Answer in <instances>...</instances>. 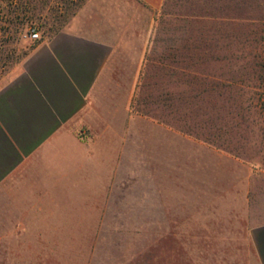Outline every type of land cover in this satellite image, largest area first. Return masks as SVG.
<instances>
[{"label": "rangeland", "instance_id": "374dc122", "mask_svg": "<svg viewBox=\"0 0 264 264\" xmlns=\"http://www.w3.org/2000/svg\"><path fill=\"white\" fill-rule=\"evenodd\" d=\"M72 1L49 0L41 34L67 29L93 0L77 9ZM240 1L170 0V8L182 17L160 22L167 31L154 39L153 55L170 59L166 52L175 47L176 60L190 66L198 60L184 55L202 49L218 58L203 59L205 72L228 79L244 65L230 55H243L239 43L228 47V37L238 33L221 19L259 14L246 6L239 9ZM31 44L29 35H22L16 61L0 72V84L26 58ZM169 72L155 62L141 75L131 114L149 121L143 133L148 137L127 149L128 156L120 149L124 155L118 158L117 179L108 181L100 203L85 212L31 213L27 221L26 213L6 212L0 264H249L248 232L264 224V145L258 130L227 116L237 113L232 103L239 96L233 89L217 82L219 89L212 92L211 81L202 87L185 84L191 75L176 71L171 77ZM202 89L201 101L192 102ZM196 114L218 119L206 126ZM72 198V204L91 201L88 194Z\"/></svg>", "mask_w": 264, "mask_h": 264}, {"label": "crops", "instance_id": "0c3cea01", "mask_svg": "<svg viewBox=\"0 0 264 264\" xmlns=\"http://www.w3.org/2000/svg\"><path fill=\"white\" fill-rule=\"evenodd\" d=\"M169 4L89 1L0 84V226L6 212L26 213L27 221L31 213L85 212L100 203L117 179L120 149L128 156L148 137L149 121L131 114L145 68L181 66L175 47L164 64L153 55L154 39L167 31L160 22L182 17ZM81 194L90 203H70ZM247 241L248 263L264 264V224L251 228Z\"/></svg>", "mask_w": 264, "mask_h": 264}, {"label": "trees", "instance_id": "16d2710c", "mask_svg": "<svg viewBox=\"0 0 264 264\" xmlns=\"http://www.w3.org/2000/svg\"><path fill=\"white\" fill-rule=\"evenodd\" d=\"M85 1L87 0L72 1L71 6L77 9ZM49 6V0H0V72L16 61L15 51L22 35L27 33L32 42L26 54L27 56L36 44L60 32L59 30H55L51 34L46 35L43 32L41 34L39 30L47 25L46 19L44 18ZM243 6H246L245 10H256L259 14L253 17L229 15L221 19L226 21V25L230 27L231 31L236 30L238 33L228 37L229 48L232 47L235 42L241 45V50L239 51L243 55V57L242 55L240 56L242 57L241 59L230 55V59H236L244 64L239 68L237 73L231 72L226 80H222L221 76L206 73L205 68L202 66L203 63H201L203 59L214 58L218 60V58L209 53L206 55L205 51L198 49L195 54L183 56L189 60H198L196 64L192 63L190 66L185 65L169 68V75L171 77H174V75L176 76V71L180 72L177 74H180L181 77H184V75H191L192 77L190 81H188L190 83L185 81V84L193 83V85H195L196 83L201 87L205 81H211L212 92L219 89L217 87V82L221 85L222 89H233L236 91L239 97L237 101H233L232 104L234 105H232V108L236 109L237 113H228L227 116L229 119L233 120V115H235L238 124L246 128H249V126L255 127L258 130L260 142L264 145V0H249V2L241 0L239 9H243ZM236 8L234 4L229 7L231 11H234ZM210 17L215 20L220 19L214 16ZM240 28L242 29L241 32L238 30ZM52 29H54L53 25L50 26V30ZM32 30L39 33L40 38L38 40L30 38ZM166 59L167 57H161L160 62L163 63L162 61ZM178 83L181 82L178 80ZM205 92L206 89H202V91L191 98V101H201V99L197 97H200V95ZM163 100L164 102H169L171 99L168 98ZM185 102H187V100H185ZM196 117L203 119V122L201 120L200 122L206 126H211L213 121H215L214 119H218L215 115L208 116L207 114H196Z\"/></svg>", "mask_w": 264, "mask_h": 264}, {"label": "built area", "instance_id": "2783aa9c", "mask_svg": "<svg viewBox=\"0 0 264 264\" xmlns=\"http://www.w3.org/2000/svg\"><path fill=\"white\" fill-rule=\"evenodd\" d=\"M30 38L33 39V40H38L40 38L39 36V33L32 30L31 33H30Z\"/></svg>", "mask_w": 264, "mask_h": 264}]
</instances>
